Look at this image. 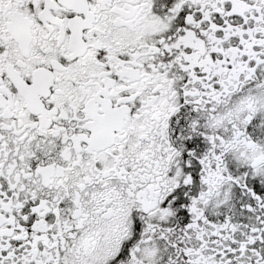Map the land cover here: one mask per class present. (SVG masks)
Listing matches in <instances>:
<instances>
[{
  "label": "snow or ice",
  "instance_id": "6c2138e0",
  "mask_svg": "<svg viewBox=\"0 0 264 264\" xmlns=\"http://www.w3.org/2000/svg\"><path fill=\"white\" fill-rule=\"evenodd\" d=\"M0 264H264V0H0Z\"/></svg>",
  "mask_w": 264,
  "mask_h": 264
}]
</instances>
